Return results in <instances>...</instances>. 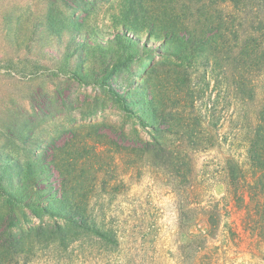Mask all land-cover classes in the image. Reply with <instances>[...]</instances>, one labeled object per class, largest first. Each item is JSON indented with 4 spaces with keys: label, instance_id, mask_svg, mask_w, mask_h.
Returning a JSON list of instances; mask_svg holds the SVG:
<instances>
[{
    "label": "rangeland",
    "instance_id": "374dc122",
    "mask_svg": "<svg viewBox=\"0 0 264 264\" xmlns=\"http://www.w3.org/2000/svg\"><path fill=\"white\" fill-rule=\"evenodd\" d=\"M141 1L145 8L157 7L156 0H0V179L11 184L19 173L16 163L32 162L43 190L40 201L56 212L65 211L64 181L83 185L91 189L86 198L95 204L94 215L117 225L123 236L110 257L123 259L142 244L153 248L160 236L162 262L174 264L169 255L176 215L168 167L151 169L149 158L122 150L135 142L133 124L152 122L147 85L157 79L149 65L163 49L162 37L134 15ZM219 82L211 81L203 101L216 120L220 111H239ZM226 125L225 135L234 134L235 124ZM239 152L244 154L243 147ZM209 155L196 157L210 160ZM5 193L0 231L10 214ZM206 193L221 200L226 188L210 183ZM228 217L225 227L233 220L243 237L232 247L233 264H264V247L252 244L242 215ZM36 219L22 214L19 228ZM79 243L84 253L60 264H99L95 258L105 246L90 235ZM134 262L153 264L154 257L128 264Z\"/></svg>",
    "mask_w": 264,
    "mask_h": 264
},
{
    "label": "trees",
    "instance_id": "16d2710c",
    "mask_svg": "<svg viewBox=\"0 0 264 264\" xmlns=\"http://www.w3.org/2000/svg\"><path fill=\"white\" fill-rule=\"evenodd\" d=\"M156 5L145 8L141 1L134 8L151 34L162 37L158 61L149 65L157 79L147 85L152 122L133 124L135 142L122 150L149 158L151 169L168 167L176 215L169 255L174 264H233L232 247L243 237L233 220L225 227L229 214H241L252 244L264 247V0H156ZM213 79L232 93L238 112L220 111L217 120L208 116L204 92ZM228 122L235 124L234 134L225 135ZM198 152L210 154V160L198 159ZM16 165V180L7 185L0 179V196L6 192L11 214L0 231V264H60L84 253L79 237L88 235L105 246L95 258L99 264L145 262L151 255L153 264H163L160 236L153 248L142 244L123 259L110 257L123 236L117 225L94 215L95 204L86 198L91 189L64 181L65 211L56 212L40 201L43 190L32 162ZM210 183L225 186L221 200L206 195ZM22 214L37 219L20 229Z\"/></svg>",
    "mask_w": 264,
    "mask_h": 264
}]
</instances>
